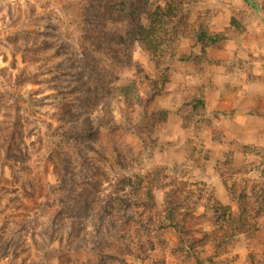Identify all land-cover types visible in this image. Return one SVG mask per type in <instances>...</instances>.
Here are the masks:
<instances>
[{
    "label": "rangeland",
    "instance_id": "obj_1",
    "mask_svg": "<svg viewBox=\"0 0 264 264\" xmlns=\"http://www.w3.org/2000/svg\"><path fill=\"white\" fill-rule=\"evenodd\" d=\"M169 1L0 0V264H264V99L231 133L198 103L176 130L168 55L139 42L180 17L174 59L201 65L200 25L246 44L264 0Z\"/></svg>",
    "mask_w": 264,
    "mask_h": 264
},
{
    "label": "crops",
    "instance_id": "obj_2",
    "mask_svg": "<svg viewBox=\"0 0 264 264\" xmlns=\"http://www.w3.org/2000/svg\"><path fill=\"white\" fill-rule=\"evenodd\" d=\"M247 33L244 34L246 44L243 41L235 43V40H225L213 43L210 47L194 45L191 51L195 53L197 48L196 53L203 54L201 65H196L197 60L191 63L187 58L170 60L166 82L155 88V102L161 110L176 119V130L186 128L194 132L195 125H200V115L195 120L196 115L191 116L182 111L186 107L194 110L196 107L191 103H198L200 108L205 109L203 119L210 120L211 125L225 134L231 133L232 123L247 127L248 113L240 114V104L245 102L248 112L247 108L255 104L257 99H264V30L256 25ZM241 57L251 61L247 70L243 69L244 74L238 65ZM234 62L235 71L231 72ZM251 72L256 79H250ZM237 86H243L240 94L234 92ZM238 97L242 100L239 101Z\"/></svg>",
    "mask_w": 264,
    "mask_h": 264
},
{
    "label": "trees",
    "instance_id": "obj_3",
    "mask_svg": "<svg viewBox=\"0 0 264 264\" xmlns=\"http://www.w3.org/2000/svg\"><path fill=\"white\" fill-rule=\"evenodd\" d=\"M166 5H174V7L176 8H180L183 6L182 2L180 0H172L169 2H166ZM121 6V10L125 12V4L120 5ZM132 20H135V16L134 14H130ZM164 17V22H159L164 26V28L166 29V33L163 30H158L157 32H155L154 30H151L150 28L145 27L143 29V33L139 36L141 38V40H139L141 46H142V50L151 58V59H156V58H163V55H168V59H174L175 55L173 53V44L175 43V41L177 40L175 35H176V29H177V25L181 23V19L180 17L177 18V16H169L167 14H163L161 15V17ZM152 21V20H150ZM167 25V27H166ZM231 25L234 27H239L238 24L234 21H231ZM144 27V26H143ZM203 30V26L200 25V27L198 28V32L197 34H195V43L193 45H198L201 43H205L203 36H204V32H202ZM221 37L218 35H214L213 39H209L210 43H216L218 41H221ZM164 40L167 41V43H169L171 46L168 47L166 45H164ZM166 43V42H165ZM166 51V52H165ZM165 53V54H164ZM166 59V58H165ZM169 70L168 64L165 66V68L163 69V82H166L167 79V72ZM178 231V230H177ZM181 235V234H180Z\"/></svg>",
    "mask_w": 264,
    "mask_h": 264
}]
</instances>
